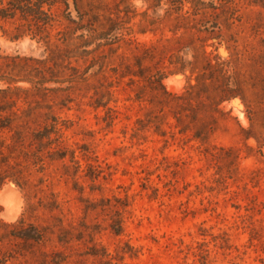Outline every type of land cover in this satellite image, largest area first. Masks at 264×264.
<instances>
[{
	"label": "rangeland",
	"instance_id": "374dc122",
	"mask_svg": "<svg viewBox=\"0 0 264 264\" xmlns=\"http://www.w3.org/2000/svg\"><path fill=\"white\" fill-rule=\"evenodd\" d=\"M51 13L48 38L0 20V264H264V0ZM203 58L244 101L223 116L190 90L210 84ZM38 61L40 85L21 71Z\"/></svg>",
	"mask_w": 264,
	"mask_h": 264
},
{
	"label": "trees",
	"instance_id": "16d2710c",
	"mask_svg": "<svg viewBox=\"0 0 264 264\" xmlns=\"http://www.w3.org/2000/svg\"><path fill=\"white\" fill-rule=\"evenodd\" d=\"M74 7H76V1L77 0H70ZM170 2L174 4H180L182 0H169ZM61 4L65 8V10H68L69 8V0H0V20L1 21H17L19 24L14 27V33L11 35V39H17L24 33H29L32 35L33 38H48V33L46 31V28L51 26V23L54 21V15L51 13V9L55 4ZM203 6L204 4H200ZM197 11V10H196ZM199 11V10H198ZM74 23V22H73ZM77 25V23H75ZM79 26V24L77 25ZM76 29H80L77 28ZM1 30V27H0ZM89 31L92 33L94 30ZM110 31V30H109ZM206 31V30H205ZM63 34V35H62ZM61 38H70V35L68 31H65L64 33H61ZM57 48V47H56ZM51 50L50 57L56 56V51L58 49ZM154 48H146L143 51L144 57L152 56ZM205 59V64L203 71H206L207 74L202 76V79L209 80L210 84H201L199 87H190V90L198 89V94L205 95L208 92V89L212 90V93H208L206 97H204V100L207 102V106L212 109L214 113L219 114L220 116H223V110L221 105L224 103H227L233 99L239 98L242 102L243 99L239 93H237L236 90H226L224 78L220 76V69H215L213 66H210L209 62ZM39 64H41L39 61L37 62L38 67L32 68L29 65L23 64L21 66L22 68V76L24 79H26L28 82L33 81L34 84L40 85V83H43L45 81V76L41 73L42 71H38ZM38 69V70H37ZM37 70L38 74L32 75L31 73ZM140 72L136 75L131 74V70L127 69L126 74L136 76L142 81H145L149 85H153L154 87L152 90H159L161 93L165 96H169L170 93H168L165 90L164 85L162 84L163 77L157 74L150 75V73L144 74L147 72L145 68H140ZM210 71V73H209ZM214 75V76H213ZM33 79H36L35 81ZM37 90H40V88H37ZM204 105L199 104L198 107H203ZM55 120H53L54 122ZM54 124L49 125V129L47 130L46 127L44 128L46 130L45 134L40 135L37 134V139H41L43 137L48 138L47 135L54 133L56 134L57 131L55 130ZM209 127V128H208ZM204 129L208 128V130L213 131L214 129V122L210 121L207 124L203 126ZM246 138L253 137L252 134L248 131H245ZM39 137V138H38ZM254 138V137H253ZM60 151V150H59ZM59 151H55V154L57 159H62L64 157V154L59 153ZM236 158V156H234ZM4 178H2L3 180ZM19 180V178H15V181ZM110 229L115 235L120 234L121 232V222L118 217L111 220V224L109 225ZM38 238V234L36 236Z\"/></svg>",
	"mask_w": 264,
	"mask_h": 264
}]
</instances>
